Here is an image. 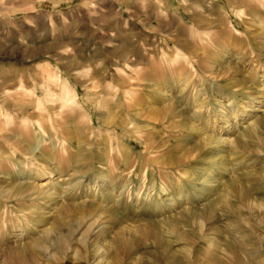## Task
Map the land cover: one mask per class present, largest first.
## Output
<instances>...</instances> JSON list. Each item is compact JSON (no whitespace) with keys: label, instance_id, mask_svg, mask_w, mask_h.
<instances>
[{"label":"rangeland","instance_id":"374dc122","mask_svg":"<svg viewBox=\"0 0 264 264\" xmlns=\"http://www.w3.org/2000/svg\"><path fill=\"white\" fill-rule=\"evenodd\" d=\"M0 264H264V0H0Z\"/></svg>","mask_w":264,"mask_h":264},{"label":"bare ground","instance_id":"6f19581e","mask_svg":"<svg viewBox=\"0 0 264 264\" xmlns=\"http://www.w3.org/2000/svg\"><path fill=\"white\" fill-rule=\"evenodd\" d=\"M148 77H149V75H148ZM151 77H152V75H151ZM132 114H135V115H136L137 112L133 109V110H132Z\"/></svg>","mask_w":264,"mask_h":264}]
</instances>
